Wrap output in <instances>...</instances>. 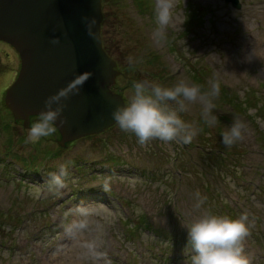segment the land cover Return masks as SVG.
<instances>
[{
  "label": "rangeland",
  "instance_id": "374dc122",
  "mask_svg": "<svg viewBox=\"0 0 264 264\" xmlns=\"http://www.w3.org/2000/svg\"><path fill=\"white\" fill-rule=\"evenodd\" d=\"M142 1L148 7L102 1L103 45L129 76L124 82L170 87L185 79L206 93L219 80L235 101H248L247 110H235L220 92L209 126L203 103L188 105L181 115L196 133L189 145L141 146L118 124L64 146L59 131L25 143L30 126L15 121L4 103L19 72L14 57L1 72L0 264H191L187 228L205 212L232 219L247 212L253 227L245 250L251 264H264V0H239V9L225 0H177L173 24L160 37L156 0ZM125 90L129 102L133 87ZM235 118L248 130L226 147L222 133ZM62 167L66 187L48 192L45 181ZM141 217L166 239L137 230Z\"/></svg>",
  "mask_w": 264,
  "mask_h": 264
},
{
  "label": "water",
  "instance_id": "95a60500",
  "mask_svg": "<svg viewBox=\"0 0 264 264\" xmlns=\"http://www.w3.org/2000/svg\"><path fill=\"white\" fill-rule=\"evenodd\" d=\"M239 9V0H225ZM90 21L96 24L89 35ZM102 0H0V41L10 44L20 57L17 78L4 96L15 121L30 126L45 100L61 89L71 90L84 78L78 94L64 101L67 124L58 128L60 146L98 135L116 125L112 113L125 105L112 90L116 61L103 46ZM58 39V44L51 41ZM59 124V121L57 122Z\"/></svg>",
  "mask_w": 264,
  "mask_h": 264
},
{
  "label": "clouds",
  "instance_id": "9594fccd",
  "mask_svg": "<svg viewBox=\"0 0 264 264\" xmlns=\"http://www.w3.org/2000/svg\"><path fill=\"white\" fill-rule=\"evenodd\" d=\"M176 4L177 0H156L155 36H163L167 28L173 24ZM85 19L89 25V35L94 36L92 28L96 24L95 18L90 21ZM51 43L58 44L59 40L53 39ZM132 62L130 57L129 63ZM83 83L84 78H77L74 88L61 89L45 100V106L40 111L38 119L28 129L25 143H39L67 124V118L63 117L64 109L67 107L64 101L70 95L78 94ZM201 88V85L185 79H180L170 87L149 81H138L133 85L130 101L117 106L112 117L122 131L133 133L141 146H147L155 140L163 143L175 141L190 144L196 133L181 115L188 111V105L201 101L205 123L214 126L217 121V117L212 114L214 109L212 101L219 97L220 81H213L210 91L206 93H202ZM247 130L248 124L240 118H235L222 133L224 145L232 147L242 141ZM67 176V168L63 167L58 173L50 174L49 179L45 181L46 190L58 194L66 187ZM41 191L42 189L37 187L35 195L39 196ZM196 196L199 207L204 203V199L200 198L199 192ZM252 227L253 221L247 212L240 214L236 219L205 212L187 228V243L194 253L191 256V264H251L245 250V241Z\"/></svg>",
  "mask_w": 264,
  "mask_h": 264
},
{
  "label": "flooded vegetation",
  "instance_id": "af4514ba",
  "mask_svg": "<svg viewBox=\"0 0 264 264\" xmlns=\"http://www.w3.org/2000/svg\"><path fill=\"white\" fill-rule=\"evenodd\" d=\"M17 56H18V53L16 52V50L10 44H8V43H6L4 41H0V87H1V85L3 83V81H4L5 73H6V71L1 73L3 71V68L6 67L7 64L10 65L9 62H12V61L16 62L14 57L17 58ZM18 58H19V56H18ZM150 60L151 61H157V59H152V58H150ZM17 64H18V62H17ZM18 65H19L18 69H20V62H19ZM116 69L120 73L117 75V77L115 79V83L112 86V90H114L116 93L121 94L123 99H124L125 104H127L128 103V100H127L128 98H127V94H126L127 91L125 90L126 86L129 85L130 87H133V85L135 83L132 82V81L130 83L124 82V81H128L129 76H127L128 78L125 77L124 71L120 68V66L118 65L117 61H116Z\"/></svg>",
  "mask_w": 264,
  "mask_h": 264
},
{
  "label": "trees",
  "instance_id": "16d2710c",
  "mask_svg": "<svg viewBox=\"0 0 264 264\" xmlns=\"http://www.w3.org/2000/svg\"><path fill=\"white\" fill-rule=\"evenodd\" d=\"M103 2L105 1V0H102ZM134 1H138L140 4L138 5V6H144L145 8H146V6L148 7V5H146V4H143V2L144 1H142V0H134ZM143 7V8H144ZM150 7V6H149ZM200 8V7H199ZM200 10H202V12H204V10H205V7H201L200 8ZM192 11H194V8H189V12L191 13ZM208 12V11H207ZM207 12L206 13H204V14H202V15H200V19L201 18H203L204 17V15L205 14H207ZM194 17V15L191 13V18H193ZM201 23L202 22H204V18L203 19H201V21H200ZM104 46V49L106 50V47H105V45H103ZM106 52H107V50H106ZM152 57V59H155L156 57L155 56H151ZM203 76V75H202ZM220 92H221V94H222V97L224 98V100H227V101H230V103H231V106L235 109V110H239L240 112H243V113H245V110H247V103H248V101L246 100H243V101H235V99H234V97L232 96L233 94L232 93H230L229 92V90L226 88V87H224V86H220ZM248 116H250V115H248ZM264 138V136L262 135V136H260V139H263ZM226 216H227V213H226ZM228 217H230V216H228ZM231 218V217H230ZM142 220H146L144 217L142 218L141 217V219L139 220V221H142ZM135 228H137V230H140V229H144V230H146V231H151L152 233H154L155 234V236H157L158 238H161V237H164L165 238V236H163V235H160V234H158V232L155 230V229H153L152 227H150L145 221H142L141 222V224L139 225V226H136ZM166 239V238H165ZM187 245H188V243H187ZM167 246H169V245H167ZM165 247V246H164ZM163 254H165L164 253V251H163Z\"/></svg>",
  "mask_w": 264,
  "mask_h": 264
},
{
  "label": "bare ground",
  "instance_id": "6f19581e",
  "mask_svg": "<svg viewBox=\"0 0 264 264\" xmlns=\"http://www.w3.org/2000/svg\"><path fill=\"white\" fill-rule=\"evenodd\" d=\"M74 242V241H73Z\"/></svg>",
  "mask_w": 264,
  "mask_h": 264
}]
</instances>
